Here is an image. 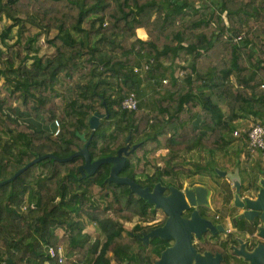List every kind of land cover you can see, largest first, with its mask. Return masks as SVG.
I'll return each mask as SVG.
<instances>
[{
	"label": "trees",
	"instance_id": "obj_1",
	"mask_svg": "<svg viewBox=\"0 0 264 264\" xmlns=\"http://www.w3.org/2000/svg\"><path fill=\"white\" fill-rule=\"evenodd\" d=\"M4 19L11 23L0 26V264L151 261L141 258V228L124 233L119 221L141 218L146 205L126 184L105 181L107 164L83 176L81 156L44 158L4 181L38 156L78 151L80 134L90 137L91 160L137 144L119 175L134 178L150 166L151 185L175 171L192 175L182 163L189 153L205 160L193 164L198 172L218 168L216 154L243 121L264 125V0H0ZM27 25L36 32L22 36ZM14 27L19 36L7 43ZM39 34L48 55L33 49ZM130 92L135 111L121 106ZM94 113L103 117L92 131ZM97 194L104 207L91 199ZM87 223L97 236L83 232ZM61 246L70 253L63 261Z\"/></svg>",
	"mask_w": 264,
	"mask_h": 264
},
{
	"label": "water",
	"instance_id": "obj_2",
	"mask_svg": "<svg viewBox=\"0 0 264 264\" xmlns=\"http://www.w3.org/2000/svg\"><path fill=\"white\" fill-rule=\"evenodd\" d=\"M102 117L103 115L94 113L89 118L88 124L92 131L98 127ZM79 137L84 141V145L78 151L65 158H59L52 154L38 156L4 182L16 178L22 171L44 158H52L65 162L73 157L81 156L84 162L78 167V171L83 176L93 175L102 164H110L105 181L126 184L132 193L145 199L147 204L159 207L167 216L163 226L154 228L143 235L146 243L150 238L154 237L173 241L172 245L160 251L159 258L154 264H221L223 259L221 253L213 254L210 251L199 253L192 244L191 238L193 235L199 237L201 232L205 230V227H207L212 235L217 232H224L225 228L223 224H214L210 220L205 219L198 220L199 217L195 216L197 215L196 211L192 213L189 219L180 216L182 208L187 206V204L190 206H200L207 203L206 198L209 195V189L206 185H194L192 187L185 185L182 190L170 186L168 195L162 196L161 194L165 187L160 182H156L152 190H149L148 187H141V185L129 177L119 175L120 170L125 164V156L135 149L137 144L130 146L129 143H126L125 146L117 150L115 155L91 160L88 151L90 137L86 139L83 134H80ZM219 175L225 178L230 189L233 191V195H235L230 207L237 211L233 223L237 227L240 237L236 238L239 245L238 247L234 246V253L242 257L247 264H264V244L261 242L252 244L248 240H244V238L249 239L253 237L254 234H251L249 237L247 236V231L251 228H255L257 237L264 239V178H259L255 185L256 189L258 187V190L253 193L255 197L244 198L239 197L240 188L243 183L238 170L232 173L220 172ZM253 183L247 184L246 189L249 191L253 190Z\"/></svg>",
	"mask_w": 264,
	"mask_h": 264
},
{
	"label": "flooded vegetation",
	"instance_id": "obj_3",
	"mask_svg": "<svg viewBox=\"0 0 264 264\" xmlns=\"http://www.w3.org/2000/svg\"><path fill=\"white\" fill-rule=\"evenodd\" d=\"M260 154H264V151L261 152ZM260 154L257 155L256 159L254 158L253 160L247 159V157L250 155L247 151H241V153L234 157V161L230 164H227V168H214L213 172L214 175L220 176V172H234L235 170H238V173L241 176V173H244L246 180L244 181V184L240 188V195L239 197H250L253 198L255 195L253 194L256 190H258V187L256 189V183L258 182L259 178H264V165H262L258 160L264 159L263 156H260ZM241 155V156H240ZM247 159V160H246ZM103 165V164H102ZM109 168V167H108ZM155 172V171H154ZM153 172V173H154ZM167 178V177H163ZM225 183H228L223 176H220ZM219 178V179H220ZM242 178V177H241ZM134 180L136 183L141 185V187H148L149 190H152L153 186L155 185L156 182H160L162 186L165 187L164 191L162 192V196H167L169 193V187L173 186L176 187L179 190H182L184 186L186 185L187 187H192L194 185H205L203 181H194V182H188L187 178L185 179H178L176 177H171L168 178L169 182H164L163 179L157 180L153 182L154 184L151 185L145 178L139 177V180L136 178H131ZM250 182H254L253 190L249 191L247 188V184H250ZM243 183V181H242ZM128 187V186H127ZM208 187V186H207ZM230 188V187H229ZM209 189V187H208ZM233 191L231 190V195L228 197V201L225 202V199H227L226 195H207V203L204 205H198V206H190L187 204V206L183 207L180 213V216L182 218H190L192 213L196 211L197 215H195L198 220L199 219H205V220H210L214 224H220V223H225L223 221H227L228 227H226L224 224L225 231L221 232L223 235L220 237L219 234L220 232H217L216 234L212 235L207 227H205V230H203L200 234L199 237H196L195 235L192 236V244L196 248L197 252L203 253L204 251H210L211 253H221L219 250L223 251L226 253V261H224V256L221 262H225V264H247L244 262L243 258L236 255L234 253V246L238 247V243L236 241V238L240 235H238V230L237 227L234 226L233 220L234 217L236 216V210L232 209L230 207L231 202L233 201L235 195H232ZM135 194V193H134ZM131 195V194H127ZM136 196V194H135ZM237 196V195H236ZM139 196H136L137 199H141V204L146 205V208H143L145 213L141 215V218L134 217L133 220L130 222L132 223L131 229H133L136 226H139L141 228L140 234H136V237L140 240L141 242V258L145 260V256H148L151 254L152 250L157 246H163V249L167 246H170L173 244L172 240H162L159 239L158 237L150 238L149 241L146 243L143 239V235L147 234L150 230L161 227L164 225L167 216L165 215L164 211L160 209L159 207H154V205L147 204L145 202V199L142 197L138 198ZM238 197V196H237ZM221 204V208H217L218 205ZM213 208L215 210L213 212ZM142 210V208H141ZM224 211L225 213H222ZM227 215V216H226ZM151 218V220H149ZM123 229V227H122ZM130 229V230H131ZM235 233V235L231 236V234ZM251 234H254L252 238H244V240H248L252 244L256 242H261L264 244V239L259 238L256 236L257 232L254 231ZM206 246H211L216 248L217 250L211 251L210 248L207 249L205 248ZM158 247V248H159ZM148 249V251H147ZM162 249V250H163ZM160 250V249H159ZM160 254V251H159ZM159 254L154 257L153 260L150 261V259H146V263L144 264H154L155 261L159 258ZM136 264V263H134Z\"/></svg>",
	"mask_w": 264,
	"mask_h": 264
},
{
	"label": "rangeland",
	"instance_id": "obj_4",
	"mask_svg": "<svg viewBox=\"0 0 264 264\" xmlns=\"http://www.w3.org/2000/svg\"><path fill=\"white\" fill-rule=\"evenodd\" d=\"M11 23L10 20H7V19H4L2 21V23L0 24V26L2 28H4V26H7ZM26 29L28 30L27 32H23L22 33V36L24 35H31L32 33H35L36 32V28L32 27V26H25ZM142 31H138V33L140 35H142L141 33ZM18 30H17V27H14L12 29V33H10V37L7 39V43H12V42H15L16 39L18 38ZM52 34V33H51ZM50 34V35H51ZM46 38L47 36L43 35V34H39V36L36 38L34 44H33V49L39 54V55H48L50 54L53 50L52 48L46 43ZM34 54V52L31 51L30 54ZM3 81V79H0V83ZM148 99H150V96H147ZM256 122L254 120H251V119H247L246 121H243L242 122V125L241 126H238L235 130H238L239 131V135H241V133H244L250 126H252L253 124H255ZM234 134V132H233ZM234 137V135H233ZM234 141L233 143L224 151V152H220L218 154H216L215 156V164L216 166H219L220 168H227V164H230L229 167L232 166V162L234 161L233 157H236L238 155L234 154L233 151H235L236 149H241V151H246V146L242 144V142L244 143L242 137H239V136H235L234 137ZM242 139V140H241ZM246 144V143H245ZM130 145V144H129ZM132 146V145H130ZM162 154L165 153V151H160ZM261 152H257L256 154H253V155H249L247 157V159L249 160H253L254 158L256 159L257 155L260 154ZM140 156V154H137L136 157ZM241 156V155H240ZM260 156H263L264 157V154H260ZM246 159V160H247ZM201 161V163H204L205 160L204 159H201L199 157L198 154L196 153H189V154H186L185 157H184V162H182L185 166V168L189 169L190 171H193L192 172V175L188 176L186 174H183L181 171H175V173L173 172L172 173V176H163V177H167V178H162L164 180V182H169L168 178H171V177H176V178H180V179H185L187 178L188 182H194V181H203V183L209 187V189H213L215 188V191L213 190V194L212 195H216V194H219V195H226L227 196V199H225V202L228 201V197L229 195H231V189L229 188V184L228 183H225V181L220 178V176L218 177V175H214V172L212 170H206L205 171H202V172H198L194 167H193V164L194 163H197ZM144 162V160L142 159L141 160V163ZM258 162H260L262 165H264V159H260L258 160ZM108 167L110 166V164H107ZM141 166H143L141 164ZM154 168L150 167V166H147L146 168L143 169V172L142 174H134V178H136L137 180H139V177H143L144 176L146 177L148 174H152L154 172ZM241 175L243 176L244 173H241ZM220 178V179H219ZM246 180V178H245ZM93 187V186H91ZM91 190V189H90ZM92 191V190H91ZM233 193V192H232ZM101 195L102 194H97V195H91V199L94 200L96 203H98L101 207H104L105 206V202L103 201V199L101 198ZM233 195V194H232ZM221 204L218 205L217 208H221L220 206ZM214 211H217L215 210V208H213V212ZM222 212V211H221ZM222 213H225L224 211ZM109 214L111 215L112 218H116L117 216L115 214H113L111 211H109ZM151 220V218L149 219ZM122 227H123V230H124V233L128 230L131 229L132 227V223L130 222H126L124 220H119ZM225 223H223L226 227H228V223L227 221H223ZM256 231L255 228H251V229H248L247 231V236L249 237L250 236V233ZM84 233H88L89 235L91 236H97L98 235V231L96 229V226L93 224V223H87L84 230H83ZM57 233L59 235L62 234V230H58ZM223 234L220 233L219 236L221 237ZM235 235V233L231 234V236ZM61 251H62V254L65 256V258H67L70 253L68 254L67 251L64 250L63 246H61L59 248ZM148 251V249H147ZM152 257L151 260L154 259L155 256H157V254H154L153 252L150 254ZM64 259V258H63Z\"/></svg>",
	"mask_w": 264,
	"mask_h": 264
},
{
	"label": "built area",
	"instance_id": "obj_5",
	"mask_svg": "<svg viewBox=\"0 0 264 264\" xmlns=\"http://www.w3.org/2000/svg\"><path fill=\"white\" fill-rule=\"evenodd\" d=\"M165 82V80H163ZM122 109H126L128 111H135L138 108V100L137 96L134 92H130L122 101ZM57 132V131H56ZM55 132V133H56ZM234 136H239L244 138L246 143V151L250 154H256L257 152L264 151V125L263 124H253L250 126L244 133L239 135L238 130H234ZM26 206H24L25 208ZM50 254L52 256L55 255L54 249L50 248ZM59 261H63L64 255L62 251L58 249ZM6 264V263H3Z\"/></svg>",
	"mask_w": 264,
	"mask_h": 264
},
{
	"label": "crops",
	"instance_id": "obj_6",
	"mask_svg": "<svg viewBox=\"0 0 264 264\" xmlns=\"http://www.w3.org/2000/svg\"><path fill=\"white\" fill-rule=\"evenodd\" d=\"M141 31V30H140ZM241 177H242V181H243V184H244V181H245V175H241ZM213 190L215 191V188H213V189H209V195H212L213 194ZM217 195V194H216ZM227 216V215H226ZM240 237V236H239ZM236 246V245H235Z\"/></svg>",
	"mask_w": 264,
	"mask_h": 264
},
{
	"label": "bare ground",
	"instance_id": "obj_7",
	"mask_svg": "<svg viewBox=\"0 0 264 264\" xmlns=\"http://www.w3.org/2000/svg\"><path fill=\"white\" fill-rule=\"evenodd\" d=\"M151 205V204H150Z\"/></svg>",
	"mask_w": 264,
	"mask_h": 264
}]
</instances>
